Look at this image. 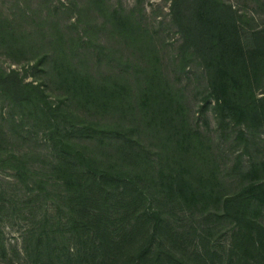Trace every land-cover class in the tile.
<instances>
[{"label":"rangeland","instance_id":"1","mask_svg":"<svg viewBox=\"0 0 264 264\" xmlns=\"http://www.w3.org/2000/svg\"><path fill=\"white\" fill-rule=\"evenodd\" d=\"M219 1L0 0V264H134L146 239L144 264H239L242 214L263 247L264 209L243 210L241 192L264 185V0ZM138 151L137 165H152L146 199L132 204L130 189L121 202L116 189L109 237L124 242L104 253L94 230L69 223L85 200L66 193L67 152L94 161L93 173H127L122 155ZM162 165L214 198L181 205L160 184ZM149 208L162 225L153 232L151 216L127 240Z\"/></svg>","mask_w":264,"mask_h":264},{"label":"trees","instance_id":"2","mask_svg":"<svg viewBox=\"0 0 264 264\" xmlns=\"http://www.w3.org/2000/svg\"><path fill=\"white\" fill-rule=\"evenodd\" d=\"M221 7L222 3L219 0H215V9L218 10V8ZM202 10L205 11L206 9ZM200 15L204 16V13ZM214 17L216 18V20L218 19L217 16L214 15ZM223 24L225 23H222V26ZM227 25L229 26L228 22H226V26ZM231 28L233 30L235 29L233 25H231ZM222 39L225 41L228 40V37H222ZM225 43L227 44L228 42L225 41ZM221 106L224 109H227L230 115H232V113L234 112V108L228 107L226 103H223ZM81 130L84 131L85 129ZM101 132L103 134H110L113 131L102 129ZM114 133L116 134V136L119 135V133L116 131ZM124 142L125 144H130V142L133 143L129 135L124 136ZM63 151H65L64 148ZM67 154L70 156L67 155L66 158H68V160L64 163V166L66 171L65 180L67 184L66 193H70V196H72H68L69 199H71L72 201L77 200L78 202L85 200V204L88 202V200H94L95 203L97 202V207L92 208L91 211L86 207L87 205L74 202L76 203V206H74L75 208L71 212L69 223H71L73 228H76L77 230H94V239L96 241L98 240L97 243H99L97 247H99V249H101L104 253H107L110 247H122V244L124 242L123 240L117 242L109 237L110 232L108 229V223H114L115 221L109 222L113 219V217L110 216V213L107 210H105V205L107 206L109 201H111V199L113 198L112 196L114 194H117L116 189H118L119 186H121L122 188V191H120L121 202L124 200L123 197H126L125 191L130 189H133L131 200L132 204L143 202V200L146 199V193H144L142 187L146 186L145 178L146 180H148L152 165L149 163V160L144 163V166L137 165L139 157L144 155V151H138L134 153L125 152L122 155V166L126 167L127 173H122V171L113 172L111 170L102 171L100 173L94 171L95 173H93L92 168L94 161L92 162V160L89 159L85 160L84 157H81L79 155L78 159H80L81 163H77L75 161L76 157H73L72 153L67 152ZM70 157H72V159H69ZM73 159L75 162L72 161ZM143 159H145L144 156ZM112 165L114 168H122L121 164L114 163ZM158 172L160 174V184L166 186V188L168 189V195H170V197L173 196L175 198L181 199L179 201L177 200V202L182 203L181 205L183 206L191 207L196 205L198 206V204H206L210 199L214 198V189L212 187L208 188V186L206 185L197 186L194 184L195 182H189L188 179L187 181L186 177L183 175V171L181 170L172 168V171H165L162 165L161 169ZM77 175L88 176V179H90L89 181H92V183H94L93 186H91V183H89L87 180L86 184H79L78 180H76ZM256 184L257 183L251 182L250 184H248L246 189L241 192V203L243 205L242 207L244 208L243 210H247L251 214H254L253 216H256L258 212H261L264 209V185L257 186ZM71 186L73 187V189H71ZM82 186H84L82 192L84 191L85 194L83 196L75 195L74 193L78 192L79 189H77V187ZM128 196H130V194L127 195V198ZM161 215L162 213L160 211H157L156 208L144 209L141 217L138 219L139 222L142 221L140 226L134 224L132 229H129L125 232L127 240L136 239V232H138V230H142V235L147 234L149 232L147 225L148 223H150L151 216L157 219V223L154 226L153 232L157 231L159 226L162 225L161 223H159V221L162 220ZM242 215L244 217L243 219L238 218L239 225L237 227V231L234 234L235 236L232 244V254L230 258L232 259L233 256L236 257V260L239 264H264L263 242H261L263 247H260L262 249V255L255 252H260V248L257 247L256 242L253 238V226L255 225L256 220L250 216L246 217V214ZM149 243L150 239H146L143 245L139 248V251L131 254V262H133L134 264H144V262H142V259L145 257V252L147 250L146 246L148 247Z\"/></svg>","mask_w":264,"mask_h":264}]
</instances>
